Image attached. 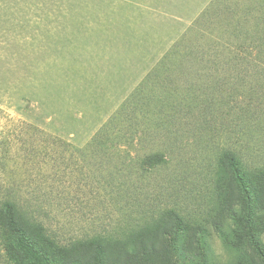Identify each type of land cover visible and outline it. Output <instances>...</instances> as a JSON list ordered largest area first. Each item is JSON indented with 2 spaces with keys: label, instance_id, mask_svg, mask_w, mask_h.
Segmentation results:
<instances>
[{
  "label": "rangeland",
  "instance_id": "obj_1",
  "mask_svg": "<svg viewBox=\"0 0 264 264\" xmlns=\"http://www.w3.org/2000/svg\"><path fill=\"white\" fill-rule=\"evenodd\" d=\"M100 1L90 0L89 3L95 6ZM104 1L108 4L106 8L114 10L110 12L121 17L127 14L124 6L120 7L121 0ZM154 1L143 0L138 4L144 2L146 8H152ZM163 1L167 11L189 20L191 26L211 0ZM235 1L242 0H231ZM75 2L0 0V41L21 55L17 64L22 66L23 79L25 83L35 79L37 87V95H33L25 85L20 95L32 99L20 103V110L17 105L0 100V148L7 150L11 185L21 203L61 243L116 232L125 224L162 208L174 207L190 218L206 220L212 207L210 185L217 153L224 148L240 149L249 165L264 167V77H247L253 74L251 70L245 76L244 87L251 92L250 106L240 95H233L228 103L230 108L220 111L219 120L214 123L211 120L216 107L207 115L209 128L206 122L193 128L187 126L192 112L173 105L175 100L162 89L166 79L161 76L157 79L161 80L151 86L153 93L145 95L149 99H141L146 107L143 113L153 116L157 110L163 112L173 107L176 116L170 124L151 121L146 131L145 126L138 128L130 145L116 144L104 153H94V148L88 147L92 137L156 64L123 101L105 104L89 101L85 94L79 93L80 86L70 85L69 81L73 83L70 79L67 82L72 74L69 76L61 70L65 66L60 61L63 52H52L48 41L41 38L52 35L50 31L47 33L52 24L57 32L61 27L66 30L63 23L68 22V10L71 8L73 12ZM82 2L84 0H77L78 4ZM213 16L221 19L217 11ZM37 26H40L38 32ZM37 34L40 35L38 46ZM261 66L264 70V65ZM34 68L38 70L36 74ZM92 77L91 83L107 81ZM81 78L88 81L86 72L80 74L78 80ZM89 89L95 90L94 87ZM161 98L168 100L167 107L159 102ZM156 132L161 133L157 139ZM179 134L184 136L179 137ZM162 136L165 141L160 142ZM82 148L87 149L86 162L81 160V151L78 152ZM248 150H252L251 153ZM155 153H163L166 162L156 170H149L142 161ZM241 209L239 204L236 211L241 212ZM259 216V212L254 215ZM261 240L264 243V234ZM211 241L210 264H235L234 252L215 235ZM241 244L247 246L246 240Z\"/></svg>",
  "mask_w": 264,
  "mask_h": 264
},
{
  "label": "trees",
  "instance_id": "obj_2",
  "mask_svg": "<svg viewBox=\"0 0 264 264\" xmlns=\"http://www.w3.org/2000/svg\"><path fill=\"white\" fill-rule=\"evenodd\" d=\"M216 11L221 19L214 18ZM19 59L20 54L0 41V100L17 105V110L20 103L32 99L20 95L25 85L31 94L37 95L35 79L25 83L22 66L17 64ZM261 65H264V0L248 3L211 0L100 127L88 147L94 148V153H104L116 144L130 145L138 128L145 126L146 131L151 121L170 124L176 116L173 107L163 112L157 110L155 115L151 111L153 116L143 113L146 107L141 99H149L145 95L153 93L152 84L161 78L166 79L162 89L175 100L173 105L192 112L187 126L194 128L206 122L209 128L207 115L217 107L211 120L213 123L219 120L220 111L230 108L228 103L233 95H240L250 106L251 92L244 87L245 76L251 70L253 74L247 77L263 78ZM33 72L36 74L37 68ZM159 102L168 105L166 98ZM160 136L161 133H154L155 139ZM86 150H78L84 162ZM7 158V150L0 148V264H210L208 249L212 247L213 235L234 252L235 264H264L261 240L264 167L249 165L240 149L224 148L217 153L210 185L212 207L206 220L190 218L174 207L162 208L125 224L116 232L75 238L66 243L58 242L21 203L11 185ZM142 162L149 170H156L166 160L163 153H155ZM239 204L241 212L236 211ZM257 212L261 216L254 217ZM243 240L248 247L241 244Z\"/></svg>",
  "mask_w": 264,
  "mask_h": 264
},
{
  "label": "crops",
  "instance_id": "obj_3",
  "mask_svg": "<svg viewBox=\"0 0 264 264\" xmlns=\"http://www.w3.org/2000/svg\"><path fill=\"white\" fill-rule=\"evenodd\" d=\"M89 1L78 4L76 0L73 12L69 8L68 22L63 23L66 30L61 27L57 32L52 24L47 30L52 35L41 38L48 41L52 52H63L60 61L65 66L61 70L68 72L69 76L72 74L66 78L67 82L70 79L73 80V83L69 81L70 85L80 86L79 93L99 104L121 102L171 47L175 38L190 26V22L167 11L163 0H155L156 4L150 5L152 8H146L144 2L138 4L143 0H121L120 7L124 6L127 11L124 17L110 12L114 10L106 8L108 4L104 0L95 6ZM39 41L40 35L37 34V46ZM84 72L88 81L82 79L84 77L78 80ZM92 75L107 81L91 83ZM89 87L95 90L92 92Z\"/></svg>",
  "mask_w": 264,
  "mask_h": 264
}]
</instances>
